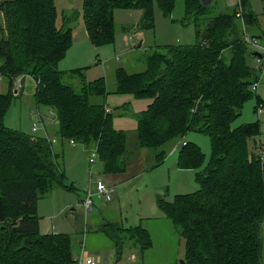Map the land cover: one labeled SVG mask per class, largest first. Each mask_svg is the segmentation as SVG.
Masks as SVG:
<instances>
[{
    "label": "trees",
    "instance_id": "obj_1",
    "mask_svg": "<svg viewBox=\"0 0 264 264\" xmlns=\"http://www.w3.org/2000/svg\"><path fill=\"white\" fill-rule=\"evenodd\" d=\"M154 3L168 14L175 0H84L82 18L89 39L94 44L112 41V13L117 8L139 10L138 29L152 28ZM183 7L182 22L193 24L195 43L155 51L146 57L142 71L118 67L114 89L107 91L103 78L84 81L78 88L60 80L62 72L55 63L71 44L72 27L68 20L56 24L53 0H4L0 74L13 88L20 74L37 79L34 101L56 111L60 142H95L105 172L126 169V134L113 126L111 109L93 101L95 96L118 93L150 100L134 116L139 147H161L189 130L206 133L211 157L195 175L199 188L177 194L171 202L159 197L157 206L184 239L185 264H262L264 162L249 152L247 143L248 137L259 134L260 126L258 121L233 128L230 123L252 95L251 84L258 81L246 61L251 56L243 30L262 41L264 32L257 30L258 16L250 0H238L237 8L213 16L208 15L210 4L200 0H183ZM239 7L241 16L236 15ZM9 95L0 93V264H75L70 235L40 233L37 221L38 197L56 186H74L63 182L58 154L47 138L3 123ZM255 95L256 112L262 101ZM200 157L198 146L187 141L181 144L177 164L196 166ZM102 225L120 229L119 223ZM121 230L139 241L142 250L151 245L142 226Z\"/></svg>",
    "mask_w": 264,
    "mask_h": 264
},
{
    "label": "rangeland",
    "instance_id": "obj_2",
    "mask_svg": "<svg viewBox=\"0 0 264 264\" xmlns=\"http://www.w3.org/2000/svg\"><path fill=\"white\" fill-rule=\"evenodd\" d=\"M4 0H0L2 3ZM56 8V24L64 21L72 27V39L65 54L55 63V68L62 72L60 80L74 88L84 81L103 78L107 91L115 86L114 71L123 67L129 72H138L146 68V57L155 51H163L169 45H193L195 31L193 24L183 23V0H175L173 10L166 14L157 3L153 6V27L138 29L140 19L137 9L117 8L113 10L112 22L114 32L112 41L94 44L88 37L82 18L84 0H53ZM251 7L259 20L264 21V1L250 0ZM238 0H212L210 14L232 7L237 8ZM140 12V11H139ZM2 13H0V22ZM243 20H241V24ZM131 37V38H130ZM134 42V43H133ZM249 50H258L248 45ZM247 63L255 69L258 76L256 90L246 99L240 114L230 123L238 127L244 123L259 122L260 132L248 137V150L258 154L259 142L264 147V110L261 114L255 112L257 97L264 105V66L261 58L248 57ZM77 71H74L76 70ZM105 69V72H104ZM74 71V72H73ZM18 88L17 92L14 90ZM36 81L31 75H26L14 88L9 85V78L0 74V93L10 94L3 123L11 129L19 130L34 136H42V125L51 120L46 107H40L43 115L38 120L35 109L39 108L34 101ZM93 101L102 102L111 109L115 128H121L126 134V169L114 174L103 171L99 153L91 159V149L95 142L83 145L80 142L70 144L58 140L52 143L57 152L56 161L63 172V182L73 184L68 189L56 186L46 194L37 198L38 230L40 233L60 232L71 237L73 256L92 254L98 264H180L185 254V242L170 219L157 206L159 197L173 201L177 194H187L199 188L195 175L204 169L211 157V141L206 133L189 130L184 136L166 141L161 147H139L136 144L135 129L138 112L145 109L148 98H137L131 94L108 93L105 97L95 96ZM198 101V100H197ZM197 101L195 103H197ZM125 104V108L121 107ZM195 106L193 107V110ZM51 110L55 111L53 108ZM120 111H126L120 114ZM33 115V119L31 118ZM57 114L55 111V118ZM38 129L32 131V125ZM193 142L200 150L202 157L196 166L180 167L177 164L178 153L183 142ZM158 156L156 163V156ZM166 157V158H165ZM165 158V159H164ZM264 162V152L262 154ZM142 173V174H141ZM113 178H128L125 182H114ZM101 180L113 191L111 199L106 201L95 194L94 205L86 215L80 206L84 187ZM117 183L116 187L110 186ZM120 184V185H119ZM106 204L108 210L103 209ZM93 211V212H92ZM87 218V220H86ZM120 229H111L102 224H108V219H121ZM102 222V224H101ZM87 225L86 232L84 231ZM142 226L148 232L151 245L141 249L139 241H134L121 227ZM108 231V232H107ZM261 263L264 264V238L262 240Z\"/></svg>",
    "mask_w": 264,
    "mask_h": 264
},
{
    "label": "built area",
    "instance_id": "obj_3",
    "mask_svg": "<svg viewBox=\"0 0 264 264\" xmlns=\"http://www.w3.org/2000/svg\"><path fill=\"white\" fill-rule=\"evenodd\" d=\"M237 16H241V8H238V11L236 12ZM131 38V37H130ZM242 39L243 41L247 44L250 45L254 48H257L260 52H261V64L262 66H264V41H262L260 38L256 37V36H251L250 34H248L246 32V30H243V34H242ZM134 43V42H133ZM27 74H20L19 76H17L14 80V85H16L17 87H19V83L23 80V77L26 76ZM36 81V84L38 83L37 79H34ZM257 82H254L251 86L252 90H256L257 87ZM264 110V105L263 103H259L257 105L256 108V113L259 115L262 113V111ZM38 120L42 121V113L40 108H36L35 109ZM48 112L54 116L55 118V111L51 110V108L48 109ZM31 118L33 119V115L31 114ZM43 128V125H42ZM32 131H36L38 129L37 125L34 123L32 125ZM45 138H47L48 141H50L51 143H55L58 139L56 137H49L45 134L44 136ZM68 142L70 144H74V140L69 139ZM182 144H185V142H183ZM97 145H95L94 148L91 149V159H93L96 154H97ZM259 155L262 157V154L264 152V147L262 146L261 142H259V149H258ZM263 186H264V180H263ZM84 194L82 199L80 200V206L82 207L84 214H87L88 212H90L93 208L94 205V200L93 197L95 194H98L100 196H102L106 201H109L111 199V195L113 192L112 188L107 187L101 180H95L93 183L91 182L90 184H88L87 186L84 187ZM261 230H262V234L264 235V216L262 219V223H261ZM82 246V250H83V243H81ZM81 250L80 256L78 258L75 259V264H98L97 259L95 256H93L92 254H82L83 251Z\"/></svg>",
    "mask_w": 264,
    "mask_h": 264
},
{
    "label": "crops",
    "instance_id": "obj_4",
    "mask_svg": "<svg viewBox=\"0 0 264 264\" xmlns=\"http://www.w3.org/2000/svg\"><path fill=\"white\" fill-rule=\"evenodd\" d=\"M138 12V14H140V12L139 11H137ZM258 22H259V25H258V29L257 30H259V32H264V21L263 20H259V18H258ZM104 72H105V69H104ZM18 91V88H16L15 89V92H17ZM47 110H48V108H47ZM109 110V109H108ZM120 112H124V111H120ZM50 114V113H49ZM56 119L54 118V116L53 115H51V120L48 122V124L45 126V124L43 125V135L42 136H45V134L47 135V136H49V134L50 135H53V130L55 131L56 130V128H57V124H56ZM50 137V136H49ZM166 158V157H165ZM164 158V159H165ZM110 173H113V172H110ZM142 174V173H141ZM108 176H112V177H116V173H114V174H107ZM128 179V178H127ZM126 178L124 179V178H113V179H111L112 181H114V182H125V180H127ZM116 185H117V183H114L113 185H110V186H115L116 187ZM120 185V184H119ZM115 190H116V188H115ZM115 190L113 191V192H115ZM95 203V202H94ZM103 209H105V210H108L109 208L107 207V205L106 204H104L103 205V207H102ZM93 212V211H92ZM86 215V214H85ZM86 220H87V218H86ZM122 220H124V218H121V219H112V220H107L109 223H119L120 221H122ZM102 223V222H101ZM86 230H87V225H85V229H84V231L86 232ZM53 233H56V231L54 232L53 231ZM83 251V250H82ZM81 253V252H80ZM79 253V254H80Z\"/></svg>",
    "mask_w": 264,
    "mask_h": 264
},
{
    "label": "water",
    "instance_id": "obj_5",
    "mask_svg": "<svg viewBox=\"0 0 264 264\" xmlns=\"http://www.w3.org/2000/svg\"><path fill=\"white\" fill-rule=\"evenodd\" d=\"M211 1L212 0H200L202 5H208V4H210ZM248 54L251 57H254V56L257 57V58L261 57V52L259 50H256V49L255 50H250V52ZM14 92H15V90H14ZM180 264H185L184 259L180 260Z\"/></svg>",
    "mask_w": 264,
    "mask_h": 264
}]
</instances>
